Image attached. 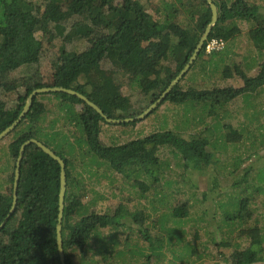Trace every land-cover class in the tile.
<instances>
[{
  "label": "trees",
  "instance_id": "16d2710c",
  "mask_svg": "<svg viewBox=\"0 0 264 264\" xmlns=\"http://www.w3.org/2000/svg\"><path fill=\"white\" fill-rule=\"evenodd\" d=\"M212 2L217 8V22L208 40L220 39L227 44L241 34L238 22H245L249 26L248 41L259 51L264 50V14L257 4L244 0H234L230 4L225 0ZM182 14L184 18L179 21L178 17ZM210 21L211 12L205 0H0V94L15 97L11 107L0 98V133L17 119L28 95L39 88L70 89L85 96L110 119L133 118L128 116L130 101L122 94L124 84L121 79L129 78L128 85L138 89L143 98L151 100L152 104L187 64ZM39 31L47 35V43L56 38L62 42L52 65L51 84L37 80L39 78L35 71L33 75L26 74L20 79L9 80L13 72L39 63L44 51L42 41L36 37ZM75 41L83 45L81 51H66L64 44ZM203 48L190 70L197 63H202L209 64L211 72H217L223 59L219 56L217 60H212L211 57L223 50L206 55ZM105 61L112 66L109 73L101 69ZM221 67L224 79L238 75L243 79V86L238 89L214 87L182 91L179 82L163 103L181 105L191 102L196 104L194 108L201 105L199 115H194L195 122L200 123L204 118L203 111L214 114L215 118L217 108L225 107L240 96L256 94L264 87V60L258 64V72L253 77L244 76L237 65L222 64ZM116 76L120 77L119 81ZM44 96L54 99L53 110L39 100ZM131 125H134L133 122L106 123L75 96L65 93L35 96L29 112L5 137L10 142L6 147V158H0V224L12 204L14 170L20 147L34 139L54 152L65 164L66 189L61 223L65 264H99V261L92 260L91 255L95 254L103 261L117 259L133 264L124 257L127 254L125 251L117 253L111 244L114 235L126 225L124 207L118 205L112 214L96 213L94 203L85 201L88 194L86 183L77 178L82 174H76L79 164L85 166L89 178L107 176L105 173L97 175L96 166L126 178L148 177L156 181L154 168L159 165L157 153L162 147L171 148L179 156L185 170H199L215 165L216 161L207 150L206 139L186 140L170 131L154 133L142 140H131L120 145L101 143L103 126L114 128ZM223 126L228 129V126ZM228 131V135L236 134L231 129ZM59 176L60 167L56 161L34 144L25 147L16 208L0 230V264H61L56 243ZM247 178L248 172H245L234 187L246 183ZM253 190L259 191L256 188ZM157 194L160 192L154 196ZM155 201L157 205H162V194ZM245 201L240 200L237 210L231 214L234 221L229 218L232 223L228 224V228H231L228 235L225 234L220 243L214 244L220 258L222 254L225 255L222 249L233 248V264L263 261L261 230L257 225L246 226L243 220L249 216V213L242 212ZM149 203L155 211L158 210L152 200ZM183 215L186 216L185 212ZM164 217L163 214L159 217L162 225ZM130 218L135 225L142 227L147 236L146 208L140 206ZM235 220H238L236 225ZM234 228L238 236L249 243L247 249L239 251V245L232 243ZM107 230L113 233L108 235ZM166 230L162 228L160 231L169 234ZM201 255L188 249L179 258H199ZM74 256L78 258V263L73 262Z\"/></svg>",
  "mask_w": 264,
  "mask_h": 264
},
{
  "label": "rangeland",
  "instance_id": "374dc122",
  "mask_svg": "<svg viewBox=\"0 0 264 264\" xmlns=\"http://www.w3.org/2000/svg\"><path fill=\"white\" fill-rule=\"evenodd\" d=\"M135 1L155 2L157 0ZM225 1L230 4L234 0ZM244 1L257 4L261 13L264 14L262 12L264 11V0ZM147 11L152 15L149 9ZM182 18H184V14L178 17L179 21ZM71 22L72 20L69 24ZM69 24L66 26L68 27ZM238 27L241 34L228 41L220 54L211 57L212 60H217L219 56L223 59L217 72L207 69V64L197 63L179 81L182 91L189 88L202 90L214 87L221 89L242 87L244 82L238 75L228 79L222 77V64L227 66H239L238 64H240L239 68L244 76H255L251 70L253 67H248V59L253 57L254 66L257 67L264 60V50L260 49L259 51L248 41L249 26L247 23L238 22ZM46 36L41 31L36 33V37L42 41L44 46L39 63L27 67V69L13 72L9 76V80L20 79L26 74L29 76L36 73L39 78L37 80L44 84H51L52 65L62 42L56 38L51 43H47ZM64 46L66 51H81L83 48V45L76 41L72 44H64ZM171 67L173 70V66ZM101 69L109 73L112 66L105 61L102 63ZM34 71L35 73H33ZM116 77L119 81L120 77ZM128 79H121L124 84L122 94L129 98L130 114L128 116L134 118L151 105V100H145L138 89L128 85ZM1 97L6 101L8 107L14 105L15 97L13 95L3 97L0 94ZM39 100L45 102L50 110L54 109V99L51 96L40 97ZM195 105L191 102L181 105H173L169 102L161 103L145 119L133 122L134 125L114 128L103 126L100 140L105 145H120L131 140H142L154 133L162 134L170 131L186 140L206 139L207 150L214 155L215 165L201 167L199 170L193 168L185 170L181 166L179 156L168 147L160 148L157 153L159 165L154 168L156 181L148 177L139 179L131 176L126 178L116 173L111 174L106 168H97L96 166L94 168L97 175L102 176L105 173L107 176L99 179L89 178L85 166L77 163L79 166L76 174L82 173L77 178L86 183L88 191L85 201L91 200L94 203V210L98 214H112L118 205L124 207L128 214L123 213L126 225L114 235L111 244L117 253L122 251L127 253L124 257L128 263L233 264V248L222 249L221 251L225 255L222 254L220 258L214 244L220 243L223 236L230 231L231 228H228V224L232 223L229 222L233 216L231 214L237 210V203L245 199L246 206L242 212L249 213V216L243 220L246 222V226L257 225L260 228V239L263 245V261L252 264H264V192H262L264 191V87L256 94L240 96L225 107L217 108L215 118H213L214 114L209 115L203 111L204 118L200 123L195 122L194 115H199L202 108L201 105H199L201 109L194 108ZM210 108L208 104V110ZM223 111L225 112L223 113ZM223 125L228 126V129L235 131L236 134L228 135L229 131ZM9 142L10 139L7 138L0 141V158H6V147ZM245 172H248L246 183H242L238 188L234 187L236 182L242 180ZM139 184L143 185L139 186ZM251 188L252 190L256 188L259 191L249 190ZM157 192L160 194L154 196ZM161 194L163 204L157 205L155 200L159 199ZM151 200L153 206L157 205L158 210L155 211L149 203ZM138 206L146 208L148 216L146 226L151 231H148V237L142 227L135 225L130 218L132 213L138 210ZM184 212L186 216L183 215ZM162 214L165 215L163 225L159 221ZM235 222L236 225L238 220ZM162 228L167 229L166 232L169 234L161 232ZM112 233L108 230L106 232L108 235ZM232 237V243L239 245V251L249 247L247 240L239 237L235 228ZM187 246H192V248ZM160 248L162 255H160ZM188 249L194 250L197 255H202L199 258L183 256L180 260L179 257L186 254ZM91 257L93 261H99V264H126V262L117 259L109 262L103 261L97 254L91 255ZM185 259L191 262L188 263ZM73 262L78 263V258L74 256Z\"/></svg>",
  "mask_w": 264,
  "mask_h": 264
},
{
  "label": "water",
  "instance_id": "95a60500",
  "mask_svg": "<svg viewBox=\"0 0 264 264\" xmlns=\"http://www.w3.org/2000/svg\"><path fill=\"white\" fill-rule=\"evenodd\" d=\"M207 4L209 5V9L211 12V21L204 29V32L202 33L191 57L189 58L187 64L184 66V68L180 71L178 76L175 77L173 81L168 85V87L165 89V91L160 95V97L153 102L146 110H144L139 116L135 118H127L123 120H114L110 119L107 116L104 115V113L92 102H90L85 96H83L80 93H77L70 89H64L61 87H51V88H39L34 90L31 94L28 95L27 100L23 106L22 111L18 115L17 119L5 130H3L0 133V141L3 140L5 137L8 136L9 133H11L16 126L21 122V120L26 116V114L29 112L32 101L35 96L38 94H48V93H65L67 95L75 96L81 101L85 102L86 105L91 107L101 118L105 120L108 124H122V123H130L135 121H142L147 116H149L154 110H156L157 107L161 105V103L164 102L167 95L173 90V88L179 83V81L186 75L188 70L190 69L191 65L194 63L196 58L198 57L199 53L201 52L204 43L208 40V37L212 31V28L215 26L217 22V8L213 4L212 0H205ZM34 144L39 149H41L45 154H47L49 157H51L54 161H56L59 164L60 167V176H59V194H58V216H57V224H56V243H57V251L60 258L61 264H65V258H64V252H63V244H62V237H61V223L63 218V209H64V195H65V189H66V175H65V164L63 160H61L58 156L55 155L54 152H52L50 149L45 147L40 142L31 139L24 144L21 145L19 150V155L16 159L15 163V170H14V178H13V192H12V204L10 207V210L3 220V222L0 224V230L3 229V227L6 225L9 217L13 214L16 208V202H17V188H18V181L20 177V165L21 160L23 156V152L25 147Z\"/></svg>",
  "mask_w": 264,
  "mask_h": 264
},
{
  "label": "built area",
  "instance_id": "2783aa9c",
  "mask_svg": "<svg viewBox=\"0 0 264 264\" xmlns=\"http://www.w3.org/2000/svg\"><path fill=\"white\" fill-rule=\"evenodd\" d=\"M225 48V43L220 39H209L205 42L204 45V54L211 55L214 53H218Z\"/></svg>",
  "mask_w": 264,
  "mask_h": 264
},
{
  "label": "crops",
  "instance_id": "0c3cea01",
  "mask_svg": "<svg viewBox=\"0 0 264 264\" xmlns=\"http://www.w3.org/2000/svg\"><path fill=\"white\" fill-rule=\"evenodd\" d=\"M262 12H264V11H262ZM251 43V42H250ZM253 47V46H252ZM252 59H253V57H251V59H248V67L249 68H251V67H253L251 70H252V72L256 75L257 74V72H258V65H257V67L256 66H254V62L252 61ZM260 64V63H259ZM239 66H240V64H238ZM207 69H209L210 70V65L208 64V66H207Z\"/></svg>",
  "mask_w": 264,
  "mask_h": 264
}]
</instances>
